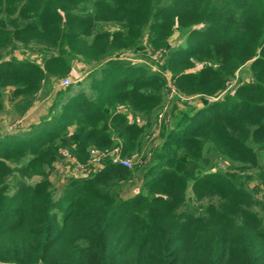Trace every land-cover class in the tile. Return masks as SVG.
Masks as SVG:
<instances>
[{
	"label": "trees",
	"instance_id": "1",
	"mask_svg": "<svg viewBox=\"0 0 264 264\" xmlns=\"http://www.w3.org/2000/svg\"><path fill=\"white\" fill-rule=\"evenodd\" d=\"M175 33L185 43L170 47ZM18 44L56 55L42 65L5 60ZM160 49L187 97L224 92L246 63L251 79L232 95L179 111L150 154L143 139L163 79L125 55ZM76 58L90 95L64 101L68 86H57L37 123L0 135V263L264 264L259 188L247 187L264 186V0H0L1 111L2 90L11 88L25 115L46 74L65 77ZM140 115L148 127L136 123ZM71 127L79 161L121 145V156L138 162L129 169L109 155L90 176L66 177L56 198L47 169ZM210 154L238 171L214 170ZM135 179L134 195H117V185Z\"/></svg>",
	"mask_w": 264,
	"mask_h": 264
},
{
	"label": "rangeland",
	"instance_id": "2",
	"mask_svg": "<svg viewBox=\"0 0 264 264\" xmlns=\"http://www.w3.org/2000/svg\"><path fill=\"white\" fill-rule=\"evenodd\" d=\"M113 25V24H111ZM110 24L105 26V28H112ZM185 43V38L180 37L178 33H175L170 41V47L174 46H182ZM146 50L147 54H141L140 56H135L131 53L125 55L128 61L133 63L146 64L150 68L151 71L157 72L161 74L163 81V92L161 94V102L158 106L157 110L154 112V115L150 117L151 127L145 134V138L143 139V153H152L153 150L157 151L163 142V126L170 125L173 121L174 117L179 111L186 110L188 106H197L200 107L204 104V102L208 101H218L224 98L228 94H234L236 90V86L239 82L250 81L251 72H250V63H246L241 66L235 75V79L231 81V83L227 86L224 92L214 96V97H200L199 95L194 97H187L181 95L174 83V79L172 78V74L166 69V60L162 58V51L160 50ZM52 55H56L53 49L45 48L38 45H30L29 47H24L21 44H18L16 48L11 50L6 56L5 60L10 59L11 57H15L22 61H31L35 64L42 65L43 59L45 57H50ZM75 69L70 71L65 77H56L52 74H46V77L42 81V86L39 92L35 95L32 107L26 112L25 115H20L18 109L16 108L15 102L11 100V88H6L2 90L3 96V105L4 109L0 110V135H11L17 134L25 131L29 125L33 122H38L39 118L45 116L49 110L51 103L55 97L56 87H62L61 81L67 77L71 80V84L68 86L67 90L68 94L64 101L71 96L78 95L80 93H84L90 95L91 90L89 87L90 82L89 79L86 78V75L80 74L78 72L79 65L81 64L78 61V58L75 60ZM76 67L78 69L76 70ZM239 81V82H238ZM122 111V107L118 108ZM136 123L140 125V127H148V120L142 117L141 115L137 117ZM69 136L66 137L63 141L58 142L56 146H53V150L56 153V160L52 164L50 168L47 169V174L50 182L53 184V189L55 193V197L58 198V192L65 182L66 177H74L77 179L90 176L95 173L101 166H103L107 160H109L108 156L116 153L119 156L114 157V161L117 159H128L131 162V166L128 167L131 169L136 162H138L137 157H127L121 156L120 150L118 148L121 145L116 146L111 152H96L92 154L91 157L86 162H81L78 158L71 152L72 148V139L75 134L74 128H69ZM144 137V136H143ZM115 141L120 142V139L115 137ZM50 146V147H51ZM68 154V155H67ZM67 155V156H66ZM206 157L209 155L208 152L205 151ZM211 158L214 163V170L220 171H231L232 173L238 171L235 167L231 165V163L224 159L223 157H218L211 155ZM229 163H228V162ZM261 163L264 167V154L261 156ZM231 166V167H230ZM251 176L255 178V172L250 171ZM250 175V174H249ZM41 180L40 177L36 176L30 180H28V184L34 185ZM140 182L135 179L130 181L127 184L117 185L116 192L117 195L123 198L132 196L137 192ZM249 190H253L252 188H259V192H255V199L258 201L259 205L256 207V211L264 218V186L255 180H250L247 184ZM189 200H192L191 194L189 192ZM4 264V263H0ZM10 264V263H9Z\"/></svg>",
	"mask_w": 264,
	"mask_h": 264
},
{
	"label": "built area",
	"instance_id": "3",
	"mask_svg": "<svg viewBox=\"0 0 264 264\" xmlns=\"http://www.w3.org/2000/svg\"><path fill=\"white\" fill-rule=\"evenodd\" d=\"M71 84V80L69 79V77H67V78H65V79H63L62 81H61V86L62 87H67V86H69ZM118 150H116L115 151V153L114 154H116V156H119L116 152H117ZM68 155V154H67ZM66 155V156H67ZM115 156V157H116ZM116 162H118L121 166H123V167H125V168H128V167H130L131 166V162L128 160V159H117L116 160Z\"/></svg>",
	"mask_w": 264,
	"mask_h": 264
}]
</instances>
